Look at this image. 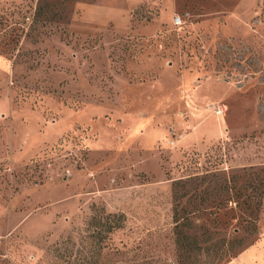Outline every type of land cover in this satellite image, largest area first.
Here are the masks:
<instances>
[{
    "label": "rangeland",
    "instance_id": "rangeland-1",
    "mask_svg": "<svg viewBox=\"0 0 264 264\" xmlns=\"http://www.w3.org/2000/svg\"><path fill=\"white\" fill-rule=\"evenodd\" d=\"M261 169L264 0H0V264H226Z\"/></svg>",
    "mask_w": 264,
    "mask_h": 264
},
{
    "label": "trees",
    "instance_id": "trees-1",
    "mask_svg": "<svg viewBox=\"0 0 264 264\" xmlns=\"http://www.w3.org/2000/svg\"><path fill=\"white\" fill-rule=\"evenodd\" d=\"M259 172H264L263 169H261V171ZM235 180V178H234ZM235 185H229L228 182L225 183L223 190H224V199L225 201L228 203L231 201V199L236 200V204H240V209L243 210L244 213H247L250 215V217H254V215L256 214V212L259 211V209L261 208V202H262V197L264 194V176L258 178L257 183H248L246 187H244L243 189H235ZM184 196V195H182ZM240 202V203H239ZM174 221L176 222V226H178L179 228L184 226V224H186V221L188 220L186 217L183 218V222L180 223V218H182L181 215H179V213L175 212L174 213ZM254 219V218H252ZM120 225L117 224V226H110V228H108V231H113L116 230L117 228H119ZM224 256H226V252L224 254H220L219 257H217V263L216 264H220L221 261L224 260Z\"/></svg>",
    "mask_w": 264,
    "mask_h": 264
},
{
    "label": "crops",
    "instance_id": "crops-1",
    "mask_svg": "<svg viewBox=\"0 0 264 264\" xmlns=\"http://www.w3.org/2000/svg\"><path fill=\"white\" fill-rule=\"evenodd\" d=\"M226 264H264V249L260 250L258 247H251L242 251L235 259Z\"/></svg>",
    "mask_w": 264,
    "mask_h": 264
}]
</instances>
